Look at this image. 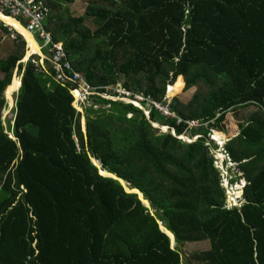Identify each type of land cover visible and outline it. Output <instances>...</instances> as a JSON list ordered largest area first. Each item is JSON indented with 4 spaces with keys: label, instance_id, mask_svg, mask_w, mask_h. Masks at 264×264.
<instances>
[{
    "label": "trees",
    "instance_id": "obj_1",
    "mask_svg": "<svg viewBox=\"0 0 264 264\" xmlns=\"http://www.w3.org/2000/svg\"><path fill=\"white\" fill-rule=\"evenodd\" d=\"M73 1L35 4L49 9L46 30L97 93L84 112L73 104V84L40 71L38 57L23 62L22 36L0 56V264H264V0H83L79 17L62 8ZM90 23L92 43L70 49ZM15 70L13 140L2 112ZM182 77L196 92L168 105L167 88L179 93ZM117 85L130 100L151 99L143 108L106 99ZM235 109L252 113L237 117L239 134L220 154L236 165L228 184H244L240 206L228 203L215 164L216 131L226 132ZM92 159L139 190L151 210ZM188 244L202 247L184 257Z\"/></svg>",
    "mask_w": 264,
    "mask_h": 264
},
{
    "label": "rangeland",
    "instance_id": "obj_2",
    "mask_svg": "<svg viewBox=\"0 0 264 264\" xmlns=\"http://www.w3.org/2000/svg\"><path fill=\"white\" fill-rule=\"evenodd\" d=\"M62 8H63V10H66L71 16L78 17V16H81V15L84 14V12L86 10V4L84 3L83 0H74L73 3H71V4H62ZM8 18L16 20L14 17H8ZM0 19H1V16H0ZM1 25L5 26L7 28L6 32H3V30L1 29ZM88 28H89V32L84 34V35H82L80 37V38H82L81 39V43L74 42L73 45H72L73 48L80 47L81 45H87L89 43H92V39L91 38H92V30L94 28L93 24L90 23L88 25ZM9 29H10V26L5 23V20L3 22L0 21V39H1L0 40V42H1L0 56H2V57H5L7 52L12 47L13 39H15L17 35L21 34V33L17 32V30L14 27H13L14 30L12 32H8ZM9 33H12V35H10ZM21 36L23 37V39L25 40V42L27 44L26 45V47H27L26 48V54H25V57L23 59L24 60L23 62H25L27 60L28 56H29V54H28V48L29 47H28V42L25 39V37L22 34H21ZM38 37H39V35L35 34V38L37 39L39 44L43 45V41L40 38H38ZM42 51L45 53V55L42 52V57L40 56L39 60L42 58L41 62H43V64H44L45 56H46L47 59H50L49 54H51V53L48 51V48H46V47H44L42 49ZM47 52L49 54H47ZM2 77H3V75L0 73V78H2ZM20 79H21V75L18 73V70H15L14 75H13V79H12V81L14 80L13 83H12V86L7 92L5 90V93H4L5 94L4 96H5V99H6V107L4 108V110L2 112V120H3V124L5 126L6 133H8L9 138H12L14 140H15V138L13 137L12 131H8V130H9V126H10V128H12V126L14 124L13 119L15 117V112H14V110H15V101L17 100V95H18L17 91L20 88V82H21ZM182 80H183V84L184 85L182 86V88H181L179 93L173 95V92L176 90L177 87L172 89L173 92L170 91L169 87L167 88V89H169V92H167V94H166V99H167V104L168 105H170L171 102L173 101V99H175V98L179 99V101H181L182 103H188L192 99L194 93L196 92V88H191L189 90H185L186 82L184 81L183 77H182ZM17 82L19 83V86H18ZM176 82H175V84H176ZM14 84H16L18 86V89H17V86L14 87ZM174 85H172V86H174ZM170 92H172V93H170ZM148 99H151V98L147 96V100ZM150 106L151 105L147 104L144 107L145 115H146L147 118L150 117V111H152V110H150L151 109ZM164 107L165 106H162V108H164ZM157 109L160 112H163L162 109H160V108H157ZM81 110H82V112H84L83 108H81ZM168 112H170L169 109H168ZM251 113H252V111H247L246 112L245 110H241V109H235L232 112H228L226 114V116H225L226 117V122L223 125L225 127V129H226V132L225 133H221V131H216L215 130L216 132H218L223 137L222 141H220V140L219 141L218 140L215 141L216 143H218V146L220 147L219 153L217 152V154H215V158H216V161H217L215 164L218 167V169L221 171L222 178L224 179L223 185H224V187H226L227 200H228V203L231 206H233V204L234 205L237 204V205L240 206V205H242L244 203V201L242 200V194H241V190L244 188V184L243 183L232 184V185L230 183L228 184V182H227V176H228L227 169L229 167H231L233 169V172L236 173V170H235V166L236 165L234 166L233 164L228 162V166H227L225 164V160H227L228 158H227L226 155L222 156L220 154V153H222V151H220V150H221V148L224 149V146L230 140V138L236 137L239 134V124L237 123L238 122L237 117L238 116H242V117L243 116H248L249 117ZM84 114L85 113H83L82 124H83V121L85 119V117H84L85 115ZM234 114H236V115H234ZM246 121H247V119L244 120V122H246ZM194 124H196V123L191 122L189 124V127H194L195 126ZM226 125H227V127H226ZM154 126H155V128H157L159 130L158 133H160V132L161 133L169 132L168 128L165 127V126L162 127V126H159L158 124H154ZM227 130H228V132H227ZM84 131H85V129H84ZM188 135H189V133H188ZM181 138L183 139V141L185 140V141L188 142V140L186 138H184V137H181ZM212 138H214V133H213ZM189 142H192V141H189ZM92 160H93V162L96 161L95 159H92ZM94 164L99 167L100 172L103 171L102 170V165L98 161H96V163L94 162ZM237 174H238V176L239 175L242 176V173H240V174L237 173ZM126 188L127 189H131V186L127 184ZM150 210H151V208H150ZM151 212L154 213L153 210ZM159 224H160V228L164 227L163 223L159 222ZM171 239L173 241V237L172 236H171ZM209 245H210V243H209ZM200 247H202L201 244H198L196 246H194V244L193 245L188 244L182 249V255L184 257H186L185 254H189L191 251H193V249L200 248ZM207 247H208V245H205V247H203L201 249H206ZM201 249H199V250H201Z\"/></svg>",
    "mask_w": 264,
    "mask_h": 264
},
{
    "label": "built area",
    "instance_id": "obj_3",
    "mask_svg": "<svg viewBox=\"0 0 264 264\" xmlns=\"http://www.w3.org/2000/svg\"><path fill=\"white\" fill-rule=\"evenodd\" d=\"M48 12L49 9L46 7L35 4V0H0V15L6 18L14 17L21 25H23L22 22H24L28 31L34 35H39L38 38L43 41V45L40 46V49L42 50L46 47L51 53L49 54L47 52L50 56L49 67H46L45 64L47 59L46 56L44 64L41 62L42 58L38 60L40 71L46 73L47 71H51L54 74L53 78L62 86H68L69 83L73 84L74 86L71 87V94L74 98L73 104L78 111L82 112L81 108H83L89 97L97 93L94 92L93 88L82 82V76L79 72L73 70L70 62L67 60V49L63 43L54 42L51 34L46 30L44 21ZM104 94V97L108 100H122L133 103L136 107L140 108H143L141 105L142 102H148L150 100H147L142 94L136 95L134 96V100H130L129 97H131V93L121 88L119 85L106 88ZM109 94L113 96H109ZM155 106L156 108L162 109V114L169 117L174 116L172 113L168 112L166 106L162 108V105L157 103Z\"/></svg>",
    "mask_w": 264,
    "mask_h": 264
},
{
    "label": "bare ground",
    "instance_id": "obj_4",
    "mask_svg": "<svg viewBox=\"0 0 264 264\" xmlns=\"http://www.w3.org/2000/svg\"><path fill=\"white\" fill-rule=\"evenodd\" d=\"M1 19L3 21L5 20V23L6 24H8L11 27H14L17 30V32L21 33L25 37V39L28 42V47H29L28 48V54L29 55H32V54H41V49L39 48V45L37 44V42L34 40L32 34L29 33L23 26H21V24L19 22H17L16 20H13L11 18H6V17H3V16H1ZM16 86L17 85L14 84V87H16ZM172 89L173 88H171L170 91H172ZM172 92H170V93H172ZM94 162L96 163V161H94ZM102 174H106V173L103 172ZM143 203L145 204V206H148L149 205L147 201H143ZM168 235L170 237L172 236L170 233H168Z\"/></svg>",
    "mask_w": 264,
    "mask_h": 264
},
{
    "label": "water",
    "instance_id": "obj_5",
    "mask_svg": "<svg viewBox=\"0 0 264 264\" xmlns=\"http://www.w3.org/2000/svg\"><path fill=\"white\" fill-rule=\"evenodd\" d=\"M31 55H29L28 56V58L30 57ZM13 82V81H12ZM98 167V166H97ZM99 168V167H98ZM101 173V172H100ZM105 173L106 174H102L101 173V175H103V176H105V177H110V178H113V179H115V180H117V181H119V183L124 187V189H125V191L127 192V193H131V194H137L138 195V197H139V199L143 202V201H147V200H145L144 199V196H143V194L139 191V190H137V189H127L126 188V185H127V183H125L123 180H121V179H118L117 178V176H115V175H113V174H110V173H108V172H106L105 171ZM129 185V184H128ZM241 194L243 195V189L241 190ZM148 202V201H147ZM148 204H149V202H148ZM147 208H150V204L148 205V206H146ZM161 230L163 231V232H165L167 235H168V233H170L166 228H162L161 227ZM171 234V233H170ZM172 235V237H173V234H171ZM169 236V235H168ZM170 237V236H169ZM171 238V237H170Z\"/></svg>",
    "mask_w": 264,
    "mask_h": 264
},
{
    "label": "clouds",
    "instance_id": "obj_6",
    "mask_svg": "<svg viewBox=\"0 0 264 264\" xmlns=\"http://www.w3.org/2000/svg\"><path fill=\"white\" fill-rule=\"evenodd\" d=\"M86 11V10H85ZM84 14H85V12H84ZM83 14V15H84ZM82 16V15H81ZM79 17V16H78ZM0 21L1 22H3L1 19H0ZM18 22V21H17ZM45 24H47L46 22H47V19H45ZM23 23V25H21V26H23L26 30H27V28H26V25H25V23L24 22H22ZM14 29H13V27H10V29H9V31L8 32H12ZM28 31V30H27ZM29 33H31L30 31H28ZM49 32V31H48ZM50 33V32H49ZM10 35H12V33H9ZM32 34V33H31ZM51 34V33H50ZM20 36H21V34H20ZM32 36H33V38H34V40L37 42V44L39 45V48H40V44H39V42L37 41V39L35 38V35L34 34H32ZM52 36V35H51ZM23 38V37H22ZM53 38V37H52ZM60 42V41H59ZM60 43H63V42H60ZM27 45V44H26ZM64 46H65V44H63ZM42 50H41V54H42ZM41 54H32L29 58H31V57H33V56H35V57H38V59H37V61L39 60V57L40 56H42ZM43 54L45 55V53L43 52ZM29 58H27V60L29 59ZM26 60V61H27ZM47 61V60H46ZM49 62V61H48ZM46 64V63H45ZM47 66V65H46ZM50 65H48L47 67H49ZM51 73V71H47V73ZM20 81H21V79H20ZM11 84H12V82H11ZM9 87V86H8ZM171 88V86H169V89ZM169 89H167V92H169ZM16 102H17V100L15 101V107H16ZM14 112H15V110H14ZM85 128V120L83 121V129ZM175 135V134H174ZM9 136V135H8ZM14 137V136H13ZM12 139V138H11ZM14 140V139H13ZM233 206H235V205H233Z\"/></svg>",
    "mask_w": 264,
    "mask_h": 264
},
{
    "label": "crops",
    "instance_id": "obj_7",
    "mask_svg": "<svg viewBox=\"0 0 264 264\" xmlns=\"http://www.w3.org/2000/svg\"><path fill=\"white\" fill-rule=\"evenodd\" d=\"M0 16H2V15H0ZM74 42H77V39H73V40H71L70 42L68 41L67 43H66V45L71 49V48H73L72 47V45H73V43ZM17 84H18V86H19V83L17 82ZM18 86H17V89H18ZM20 87H21V85H20ZM20 89V88H19ZM19 92V90L17 91V93ZM172 247H174L175 246V241L173 240L172 241Z\"/></svg>",
    "mask_w": 264,
    "mask_h": 264
}]
</instances>
